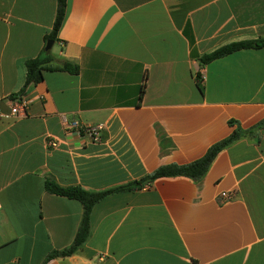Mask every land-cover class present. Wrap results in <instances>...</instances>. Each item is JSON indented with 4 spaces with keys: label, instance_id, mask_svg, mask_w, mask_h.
<instances>
[{
    "label": "crops",
    "instance_id": "1",
    "mask_svg": "<svg viewBox=\"0 0 264 264\" xmlns=\"http://www.w3.org/2000/svg\"><path fill=\"white\" fill-rule=\"evenodd\" d=\"M54 11L55 0H0V264H40L71 243L81 204L46 192V179L89 191L128 184L199 157L236 126L252 130L198 181L105 195L86 240L44 264H264V47L198 62L264 37V0H65L50 53L77 73L44 70L23 94L24 115L11 116L23 62ZM71 119L102 122L98 140L66 127Z\"/></svg>",
    "mask_w": 264,
    "mask_h": 264
},
{
    "label": "trees",
    "instance_id": "2",
    "mask_svg": "<svg viewBox=\"0 0 264 264\" xmlns=\"http://www.w3.org/2000/svg\"><path fill=\"white\" fill-rule=\"evenodd\" d=\"M64 6L65 0H55V11L51 28L49 32L44 35L42 46L39 52L34 57L24 60L23 63L25 72L23 82L18 90L10 96L25 94L29 86L36 84L42 79V72L44 70H61L70 74L77 73V66L66 60H61L59 64L53 65V57L50 53V49H45L44 47L45 42L48 39L52 41L56 40V33L64 16ZM252 47H264V37H255L222 44L214 48L213 50L199 56L198 62L200 65H202L212 59L221 57L238 49ZM200 79L201 78L196 73L195 83L198 90H201ZM228 123L231 124L232 121L229 120ZM251 130L252 127L240 128L236 126L230 131L227 136L208 146L203 154L199 157L181 164L167 163L158 165L150 173L144 175L140 180L124 185L114 186L98 191H89L76 185L60 186L54 181L46 179L43 183L44 190L48 193L64 196L66 198L76 199L77 201H79V203L81 204V215L71 243L63 248L49 251L40 264H44L48 259L53 257H63L70 255L86 240L89 232L88 215L90 208L96 201H98L105 195L121 190L135 189L144 184H149L154 180L161 178L181 176L194 181H198L208 168V165L210 164L212 159L222 148H224L226 145H228L241 135L250 132Z\"/></svg>",
    "mask_w": 264,
    "mask_h": 264
},
{
    "label": "built area",
    "instance_id": "3",
    "mask_svg": "<svg viewBox=\"0 0 264 264\" xmlns=\"http://www.w3.org/2000/svg\"><path fill=\"white\" fill-rule=\"evenodd\" d=\"M8 103H9L8 110L11 116H14V117L22 116L24 115L28 107L29 99L25 95H15L8 100ZM64 124L68 128H73L76 133L78 134L81 133L93 141L98 140L100 130L104 126L102 122H97L95 124H79L74 119H71L66 122L64 121ZM46 144L49 147L54 148L57 146V140L54 138L49 139L46 141ZM224 194H225L224 192L220 193L221 196H224Z\"/></svg>",
    "mask_w": 264,
    "mask_h": 264
},
{
    "label": "water",
    "instance_id": "4",
    "mask_svg": "<svg viewBox=\"0 0 264 264\" xmlns=\"http://www.w3.org/2000/svg\"><path fill=\"white\" fill-rule=\"evenodd\" d=\"M53 41L48 39L46 42H45V49H50L51 45H52Z\"/></svg>",
    "mask_w": 264,
    "mask_h": 264
}]
</instances>
